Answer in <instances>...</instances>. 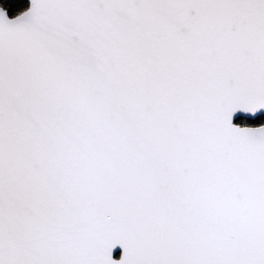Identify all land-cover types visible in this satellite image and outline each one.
Segmentation results:
<instances>
[{
	"label": "snow or ice",
	"instance_id": "obj_1",
	"mask_svg": "<svg viewBox=\"0 0 264 264\" xmlns=\"http://www.w3.org/2000/svg\"><path fill=\"white\" fill-rule=\"evenodd\" d=\"M0 264H264V0H0Z\"/></svg>",
	"mask_w": 264,
	"mask_h": 264
},
{
	"label": "trees",
	"instance_id": "obj_2",
	"mask_svg": "<svg viewBox=\"0 0 264 264\" xmlns=\"http://www.w3.org/2000/svg\"><path fill=\"white\" fill-rule=\"evenodd\" d=\"M260 117H258L255 121H253L254 123H259L260 122Z\"/></svg>",
	"mask_w": 264,
	"mask_h": 264
},
{
	"label": "water",
	"instance_id": "obj_3",
	"mask_svg": "<svg viewBox=\"0 0 264 264\" xmlns=\"http://www.w3.org/2000/svg\"><path fill=\"white\" fill-rule=\"evenodd\" d=\"M258 118V117H257Z\"/></svg>",
	"mask_w": 264,
	"mask_h": 264
}]
</instances>
